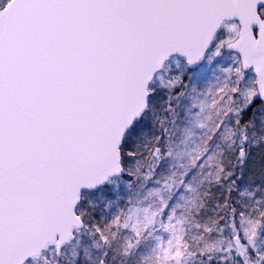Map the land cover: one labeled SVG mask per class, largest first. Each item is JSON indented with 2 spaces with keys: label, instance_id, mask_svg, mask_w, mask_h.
Masks as SVG:
<instances>
[{
  "label": "snow or ice",
  "instance_id": "1",
  "mask_svg": "<svg viewBox=\"0 0 264 264\" xmlns=\"http://www.w3.org/2000/svg\"><path fill=\"white\" fill-rule=\"evenodd\" d=\"M0 264H264V0H0Z\"/></svg>",
  "mask_w": 264,
  "mask_h": 264
}]
</instances>
